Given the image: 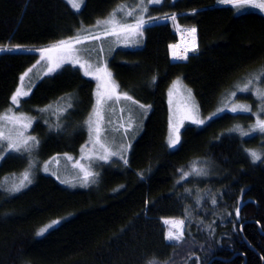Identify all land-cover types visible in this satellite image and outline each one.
I'll return each mask as SVG.
<instances>
[{
    "label": "trees",
    "instance_id": "obj_1",
    "mask_svg": "<svg viewBox=\"0 0 264 264\" xmlns=\"http://www.w3.org/2000/svg\"><path fill=\"white\" fill-rule=\"evenodd\" d=\"M140 2L139 45L107 47L106 20L118 23L120 8ZM146 2L84 0L74 10L67 0H0V115L41 51L78 40L99 46L131 97L125 120L133 117L127 155L97 162L88 186H69L41 167L79 153L95 84L73 65L35 83L15 111L35 120L36 163L22 154L0 159V264H264V132L256 127L264 102L249 88L234 101L250 111L212 116L252 77L264 92V17L236 14L218 0ZM193 28L196 47L174 60L177 33ZM177 78L201 115L212 117L184 125L169 149L167 97ZM48 108L61 112L64 128L42 120ZM33 167L21 189L10 188ZM172 220L184 221L181 240L165 239Z\"/></svg>",
    "mask_w": 264,
    "mask_h": 264
},
{
    "label": "rangeland",
    "instance_id": "obj_2",
    "mask_svg": "<svg viewBox=\"0 0 264 264\" xmlns=\"http://www.w3.org/2000/svg\"><path fill=\"white\" fill-rule=\"evenodd\" d=\"M74 10L81 8L84 0H67ZM142 2L144 0H141ZM147 1V2H146ZM165 0H161L160 3ZM174 1V0H170ZM146 5H158L159 3L151 2V0H145ZM220 5H227L234 9L236 14H242L247 12H253L260 14L264 17V7L258 5H264V0H247V3L238 2V0H232V2H221ZM133 9L128 11L127 8H120V12L123 13L120 16L119 24L112 21L113 18L106 20V28L111 27V32H115V35L111 36L110 41L106 45L107 47H113L115 43L116 47L126 46H138L140 41V29L136 28V23L142 18V11L144 6L142 3H138ZM140 6L141 13L135 11ZM146 11V7L144 9ZM133 12V13H128ZM120 13V14H121ZM115 16V15H114ZM132 24H129V23ZM117 24V25H116ZM124 25H133L131 29L124 30ZM115 28H119L116 29ZM180 31V32H189ZM178 32V33H180ZM177 33V36H178ZM193 43L196 44L197 32L192 36ZM82 42L66 43L56 47L49 48L41 51L37 62L29 68L20 78V83L13 93L12 97L20 93L17 97L18 102L14 103L11 97V107L7 111L0 115V159L4 155L10 154H22L29 159V165L36 163L35 153L38 144L35 138L30 134L34 125V118L26 115L25 113H18L15 111L20 106L21 100L27 98L35 85V83L47 76H51L57 73L65 65H73L82 71V74L91 79L95 84V103L93 110L89 117L85 120V129L87 130V140L81 147L77 156L66 157H54L42 164V170L47 173H52L56 180L63 181L64 184L73 187L88 186L93 177V166L101 161L106 162L113 158H123L127 155L131 142L133 139L130 133L131 126L133 124V117L129 120H125L127 116H132L131 100L125 99L124 92H121L113 79L112 73L108 68L106 61H102V54L99 46L84 47ZM92 42V41H90ZM179 38L177 37V43ZM71 47H68V46ZM184 45V44H182ZM176 45L177 47H171L172 58L176 61L184 60L188 52L192 49H188L185 46ZM197 45V44H196ZM182 46V47H181ZM196 46L193 47V49ZM102 61V62H100ZM103 63V64H102ZM257 77H252L246 81L245 86L238 89L235 93L229 95L226 99H223L221 106L213 113L212 116L218 115L222 112H246L239 109L247 107L243 103L235 102L234 95L238 92H247L249 88H253L255 95L258 97V89L256 87ZM247 87V90L244 91ZM184 85L181 79L177 78L168 90L167 104H168V134L167 145H169L170 139L179 137L180 132L184 125L191 124L197 127L203 126L212 116L203 117L199 112V108L192 92ZM111 97V99H109ZM119 97V99H117ZM236 108L237 111H232ZM249 108V107H248ZM42 120L49 122L57 129L64 128V116L61 112H58L55 108H48L43 110L40 114ZM204 121L201 123H194L193 121ZM100 128L99 141L97 142L96 129ZM175 147H169V149H175ZM103 144L104 147H101ZM15 145V148L10 146ZM101 155L107 156V160H101ZM37 159V158H36ZM35 160V161H34ZM26 170L13 178V184L10 188L15 191L21 189L25 182L31 176V172L34 170ZM177 221L172 220L169 223L170 230L176 233L179 229V224L174 223ZM167 228V233L168 231Z\"/></svg>",
    "mask_w": 264,
    "mask_h": 264
},
{
    "label": "snow or ice",
    "instance_id": "obj_3",
    "mask_svg": "<svg viewBox=\"0 0 264 264\" xmlns=\"http://www.w3.org/2000/svg\"><path fill=\"white\" fill-rule=\"evenodd\" d=\"M151 2L160 3L161 0H151ZM221 2H232V0H221ZM238 2H240V0H238ZM242 2L247 3V0H242ZM258 6L264 7V5H258ZM173 19H174V17H173ZM144 23H145L144 20H142V19L138 20L137 23H136V28L137 29L142 28L143 25H144ZM123 27H124V30H129V29H131L132 26L131 25H124ZM191 31L192 32H195L196 30L193 28V29H191ZM107 34H109V35H115L116 33L115 32H108ZM77 42H79V41L77 40ZM66 43L67 42H61L62 45H65ZM68 47H71V46L69 45ZM0 50H6V49H0ZM7 50H11V49H7ZM181 58H185L186 59L187 57H181ZM259 75L260 76H264V72H261ZM243 90L246 91L247 90V87H245V89H243ZM189 92H190V90H189ZM19 95H20V93L17 92V94L12 97V100H13L14 103H17L18 102L17 97ZM124 98L125 99H131V97H128L126 94L124 95ZM258 98L262 102H264V92L258 93ZM109 99H111V97H109ZM117 99H119V97H117ZM141 107H143V106H141ZM239 110H241V111H250V109L248 107H243V108H241ZM232 111H237V109L236 108H233ZM262 111H264V108H262ZM193 122L194 123H201L202 124L204 121L199 120V121H193ZM256 127H258L261 132H264V120L258 121ZM100 131H101V129L98 127L96 129V132H97V142L99 141V133H100ZM244 134L247 135L248 133H244ZM178 142H179V137L177 136L175 139H170L169 140V145L168 146L170 148L171 147H175V145ZM10 147L15 148V145H12ZM101 147H104L103 144H101ZM251 156H252V158H253L254 161L260 159V156L257 153H255V152H252L251 153ZM107 158L108 157L105 156V155H101L99 157V159H101V160H107ZM194 171H195V169H194ZM213 203H215V201H213ZM238 211L239 210H237V212ZM174 223H178L180 227H179V229H178V231L176 233H174L171 230L168 231V233L165 236V239H167V240H181L183 238V224H184V221L181 220L179 222H174ZM42 234H43V232L38 233V235H42Z\"/></svg>",
    "mask_w": 264,
    "mask_h": 264
},
{
    "label": "bare ground",
    "instance_id": "obj_4",
    "mask_svg": "<svg viewBox=\"0 0 264 264\" xmlns=\"http://www.w3.org/2000/svg\"><path fill=\"white\" fill-rule=\"evenodd\" d=\"M195 34V32L189 31V32H180L178 33L179 42L173 45L174 48H176V45H182L185 46L188 49H193L196 44L193 43L192 36ZM181 46V47H182Z\"/></svg>",
    "mask_w": 264,
    "mask_h": 264
},
{
    "label": "water",
    "instance_id": "obj_5",
    "mask_svg": "<svg viewBox=\"0 0 264 264\" xmlns=\"http://www.w3.org/2000/svg\"><path fill=\"white\" fill-rule=\"evenodd\" d=\"M210 262H211V261H210ZM210 262H209V263H210ZM209 263H208V264H209Z\"/></svg>",
    "mask_w": 264,
    "mask_h": 264
}]
</instances>
